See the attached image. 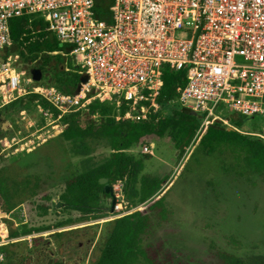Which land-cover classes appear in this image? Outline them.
<instances>
[{"label": "built area", "instance_id": "obj_1", "mask_svg": "<svg viewBox=\"0 0 264 264\" xmlns=\"http://www.w3.org/2000/svg\"><path fill=\"white\" fill-rule=\"evenodd\" d=\"M94 6L95 0H0L3 104L38 95L35 110L51 134L63 130L64 114L88 111L93 100L110 105L116 120L140 121L159 108L164 69L183 70L179 104L202 112L203 122L215 118L220 106L261 115L256 136L264 141V0H113L108 19L97 18ZM25 14H39L56 39L70 46L68 54L87 76L75 94L45 83L23 87L34 80L22 78L18 55L5 50L11 19ZM219 121L231 126L228 118ZM149 148L143 151L152 153ZM124 183H111L109 217L132 209ZM7 233L0 217V239Z\"/></svg>", "mask_w": 264, "mask_h": 264}, {"label": "rangeland", "instance_id": "obj_2", "mask_svg": "<svg viewBox=\"0 0 264 264\" xmlns=\"http://www.w3.org/2000/svg\"><path fill=\"white\" fill-rule=\"evenodd\" d=\"M32 68H38L36 62L18 61V69L25 71L22 78L31 77ZM41 77L28 85L23 83V87L29 90L46 83L47 74ZM20 100L6 108L11 102L3 104L0 97V164L16 181L29 176L38 184L33 195L21 197L23 209L14 211L11 218L17 230L26 221L23 228L48 226L50 233L45 231L46 235L65 236L68 253L96 256L102 224L111 218L110 197L101 199L89 213L57 207L56 203L60 202L64 177L80 172L89 158V162L97 161L107 155L109 147L104 142H92L86 155L74 153L59 132L51 134V127L45 126L31 97L25 94ZM215 118H228L235 131L252 136L262 123L261 115H242L222 106ZM83 119H79L82 126ZM256 140L233 133L231 141L211 154L199 144H190L180 159V150L168 134L147 136L143 143L126 150L143 160L139 176L168 178L161 187L166 188L164 201L170 211L167 221L155 219L152 234L143 241L163 243L170 257L165 264H221L210 245L242 257L264 254V146L257 148ZM145 145L152 153L143 151ZM144 153L151 156L143 159ZM43 196L50 199L49 208L40 215L35 204ZM60 222L65 223L57 226ZM59 230L63 231L61 236L56 233ZM79 241L82 247L77 246Z\"/></svg>", "mask_w": 264, "mask_h": 264}, {"label": "trees", "instance_id": "obj_3", "mask_svg": "<svg viewBox=\"0 0 264 264\" xmlns=\"http://www.w3.org/2000/svg\"><path fill=\"white\" fill-rule=\"evenodd\" d=\"M112 1L95 0L97 18H109ZM10 37L11 44L5 50L6 54H17L18 61L24 64L36 62L42 73L47 74L45 84H52L67 94L77 92L83 72L68 54L70 46L56 39L47 29V22L43 17L39 14H25L12 18ZM183 75V70L164 69L163 84L157 98L159 108L148 119L116 120L110 116V105L97 100L90 103L88 111L69 112L61 118L63 130L59 135L70 142L74 153L86 155L92 142H104L110 151L97 161L89 162V158L80 172H71L64 177V188L59 195L60 205L84 213L91 212L101 199L111 197L105 191L104 184L99 182L100 178L106 177L110 185L117 179L125 180L124 196L132 208L126 214L111 217L102 224L96 242L94 264H165L170 259L169 254L162 248V242L143 243L152 234L155 219L159 222L167 221L170 211L164 201L166 188L161 187L168 178L139 176L143 160L135 159L126 150L143 143L147 136L162 137L165 134L179 148L178 159L184 155L190 144H199L203 146L206 154H211L231 141L233 133L249 138L256 137V147L260 149L264 146V141L257 136L227 130L215 118L209 117L203 122V113L179 104L176 101V87L183 83ZM37 96L27 94L32 103ZM16 99L6 108H12L15 103L21 102L20 97ZM40 103L48 106L44 99ZM22 107L20 110L25 109ZM81 116H84L83 126L79 120ZM150 156L144 153L143 159ZM177 172L178 170L175 174ZM30 182L32 187H29ZM37 184V179L31 181L29 176L18 182L0 169V187L7 200L12 195L33 194ZM49 200L47 196L37 200L35 209L40 215L47 212ZM64 223L60 222L57 226ZM44 228H30L24 232ZM210 249L221 264H264V254L242 257L219 250L213 245H210Z\"/></svg>", "mask_w": 264, "mask_h": 264}, {"label": "flooded vegetation", "instance_id": "obj_4", "mask_svg": "<svg viewBox=\"0 0 264 264\" xmlns=\"http://www.w3.org/2000/svg\"><path fill=\"white\" fill-rule=\"evenodd\" d=\"M0 169L9 176L4 164H0ZM32 186L33 184L30 182L29 187ZM33 194L12 195L7 200L0 187V217L5 220L8 229L7 236L0 239V264H94L96 256L88 257L85 253L78 255L68 253L67 241L65 236H61L63 233L61 230L56 232L61 237L46 235L45 231L50 233L48 226H41L45 228L37 231L24 232L30 228H41L39 226H26L25 229H22V224H25L26 221L21 222V228L17 230L18 227L10 214L16 210L22 211L21 197ZM60 204L57 202L56 206L60 207ZM12 232L16 234L14 235ZM86 242H89L88 238ZM77 246L82 247V242L79 241Z\"/></svg>", "mask_w": 264, "mask_h": 264}, {"label": "water", "instance_id": "obj_5", "mask_svg": "<svg viewBox=\"0 0 264 264\" xmlns=\"http://www.w3.org/2000/svg\"><path fill=\"white\" fill-rule=\"evenodd\" d=\"M0 61H3V58L0 56ZM31 77L34 81H39L41 79L42 76V71L39 68H32L31 71ZM87 80V76L85 74H83L81 76V83L86 82ZM81 85V84H80ZM80 86H78L77 91L79 90ZM4 124V122H3ZM224 128H226L227 130H234V128L232 126H223ZM99 182L101 184H104V189L106 192H109L111 194V185L108 183V178L104 177V178H100ZM114 203V199L111 200V205Z\"/></svg>", "mask_w": 264, "mask_h": 264}]
</instances>
